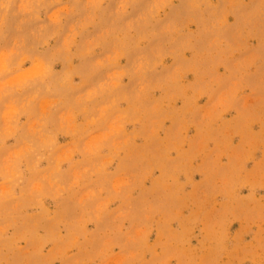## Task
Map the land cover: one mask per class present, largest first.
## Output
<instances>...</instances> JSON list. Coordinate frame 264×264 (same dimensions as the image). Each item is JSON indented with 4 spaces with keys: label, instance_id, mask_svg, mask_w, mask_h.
Segmentation results:
<instances>
[{
    "label": "rangeland",
    "instance_id": "374dc122",
    "mask_svg": "<svg viewBox=\"0 0 264 264\" xmlns=\"http://www.w3.org/2000/svg\"><path fill=\"white\" fill-rule=\"evenodd\" d=\"M0 264H264V0H0Z\"/></svg>",
    "mask_w": 264,
    "mask_h": 264
}]
</instances>
